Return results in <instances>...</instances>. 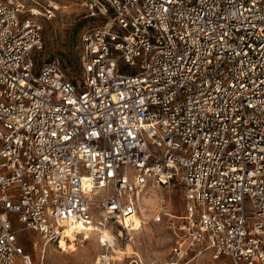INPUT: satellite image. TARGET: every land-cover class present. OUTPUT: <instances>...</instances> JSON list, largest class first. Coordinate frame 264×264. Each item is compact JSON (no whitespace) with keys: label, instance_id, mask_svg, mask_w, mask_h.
<instances>
[{"label":"built area","instance_id":"obj_1","mask_svg":"<svg viewBox=\"0 0 264 264\" xmlns=\"http://www.w3.org/2000/svg\"><path fill=\"white\" fill-rule=\"evenodd\" d=\"M82 5L100 22L69 74L35 57L53 0H0V264H36L30 231H97L109 263L133 246L141 201L171 184L184 210L169 264L195 246L209 264H264V0ZM170 215L160 196L152 220Z\"/></svg>","mask_w":264,"mask_h":264},{"label":"rangeland","instance_id":"obj_2","mask_svg":"<svg viewBox=\"0 0 264 264\" xmlns=\"http://www.w3.org/2000/svg\"><path fill=\"white\" fill-rule=\"evenodd\" d=\"M37 1L42 3L44 0ZM53 1L58 8L55 11V16L42 20L43 47L40 51L35 52V57L38 63L58 59L63 70L71 74L79 69L82 33L98 24L100 20L99 17L86 14L82 0ZM160 196L163 197L171 215L165 216L160 221H154L152 215ZM183 210V193L179 185L171 184L160 191L151 189L149 197L146 196L141 201L138 217L143 222L139 228L133 231L134 242L131 247L138 253L143 264H169V249L174 238L173 229L180 223V215ZM20 241L31 253L36 264H95L96 256L103 251L97 231L88 232L85 239L72 240L66 247L58 242L44 243V240L32 231L28 232L26 236H21ZM198 250L200 252L193 255ZM109 253L112 256L113 252L110 251V248ZM131 256L116 252L112 256L116 259L110 258L109 263L102 264H129ZM210 259V249H201L195 246L193 251L182 260H185L183 264H209ZM224 260L226 257L221 255L214 262L222 264ZM15 264H19V262L16 261Z\"/></svg>","mask_w":264,"mask_h":264},{"label":"bare ground","instance_id":"obj_3","mask_svg":"<svg viewBox=\"0 0 264 264\" xmlns=\"http://www.w3.org/2000/svg\"><path fill=\"white\" fill-rule=\"evenodd\" d=\"M53 3H54L55 5H57L54 1H53ZM148 197H149V196H148ZM138 215H139V213H135V214L131 215V217H130V219H131V223L133 224L134 229L139 228V227H140V224L143 222V220L140 219V218L138 217ZM88 232H91V231H87V232H85V235L83 236V239L86 238V236L88 235ZM72 240H74L73 236H72V235H69V241H64V240H62V241L60 242V244H61L63 247H66V246H68L69 243L72 242ZM36 243H37V242H36ZM117 248H120V247H116V246L112 245V248H110V251L113 252V253H112V256H113L116 252H120V254H124V255H127L129 252H132L131 247H130L129 245H127V246L124 247V248H120L119 250H118ZM36 249H37V246H36ZM109 254H110V257L112 258L111 253H109ZM112 259H116V258L114 257V258H112ZM108 262H109V261H108ZM95 264H98V263H96V261H95Z\"/></svg>","mask_w":264,"mask_h":264}]
</instances>
